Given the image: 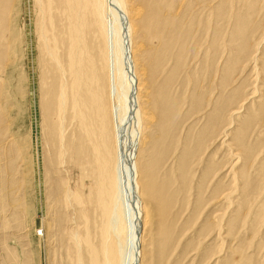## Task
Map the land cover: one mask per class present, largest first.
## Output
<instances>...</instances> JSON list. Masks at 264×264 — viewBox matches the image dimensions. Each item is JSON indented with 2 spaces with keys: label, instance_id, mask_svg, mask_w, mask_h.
<instances>
[{
  "label": "rangeland",
  "instance_id": "374dc122",
  "mask_svg": "<svg viewBox=\"0 0 264 264\" xmlns=\"http://www.w3.org/2000/svg\"><path fill=\"white\" fill-rule=\"evenodd\" d=\"M195 1L191 10L197 20L194 29H198L200 20H208L200 26L204 29L203 40L188 41L190 49H199L189 54V65L182 70L185 75L188 71L200 76L195 77L193 89L182 79L173 83L174 110L168 122L175 130L176 142L168 140L165 144H172L177 157L163 166L167 176H178L176 167L185 154L189 173L187 180L172 185L173 201L165 203L172 208L171 239L162 248V236L148 226L146 243H150L147 248L151 255L143 264H153L149 259L154 257L156 264H264V175L259 178L260 170L264 171V149L258 148L253 158L244 152L237 163L229 151L230 146L235 152L240 150L237 138L246 133V121L259 117L249 138L257 141L262 135L264 139V107L257 108L264 102V81L248 61L255 48L244 60L240 48L234 46L241 40L234 42L231 37L235 24L248 13L247 6L241 0ZM207 4L235 14L214 17L212 8L206 10ZM258 6L252 14L253 33L255 44L259 43L256 56L262 59L264 0ZM0 8L4 12L0 20V31L4 33L0 37V264H87L85 245L89 236L84 233L90 235L94 230L87 221L97 210L92 201L96 171L91 164H81L77 153L60 159L44 141L35 0H0ZM22 28L26 38L21 42L18 38ZM222 78L224 83H220ZM232 113L238 114H233L236 119ZM212 115L221 121L210 127L208 118ZM76 129V125L67 129L64 150L73 139H80ZM203 130L207 136L200 148H195L196 137L187 142L188 136ZM224 139L230 146L223 144ZM235 171H248L246 175L257 181H235ZM165 174L162 171L160 176Z\"/></svg>",
  "mask_w": 264,
  "mask_h": 264
},
{
  "label": "bare ground",
  "instance_id": "6f19581e",
  "mask_svg": "<svg viewBox=\"0 0 264 264\" xmlns=\"http://www.w3.org/2000/svg\"><path fill=\"white\" fill-rule=\"evenodd\" d=\"M241 1L248 13L235 24L232 41L241 40L234 46L240 48L238 52L244 60L255 48V54L248 61H252L251 65L264 81V58L256 56L259 43L254 42L252 18L261 0ZM35 2L44 141L60 159L68 153H77L81 164H91L96 171L92 201L97 210L87 221V226H94V230L88 229L93 232L90 235L84 233L89 236L85 245L87 264H143L148 254L151 255L147 248L150 243H146L147 227L151 225L162 236L158 239L162 248H166L173 234L169 218L172 208L165 203L173 201L172 185L184 178L187 180L189 163L185 154L179 155L178 176L173 173L167 176L168 171L163 167L177 157L172 144H165L168 140L176 142L175 130L168 122L175 101L171 98V88L176 79H182L193 89L195 77L200 76L188 71L185 75L182 69L189 65V54L199 49H190L188 43L203 40L204 29L200 26L208 18L200 20L198 29H194L197 20L191 10L197 3L195 0ZM208 7L206 10L212 8L214 17L235 14H229L227 8ZM3 14L0 10V20ZM185 15L189 16L185 18ZM3 35L0 31V37ZM19 35L20 41L26 38L23 28ZM259 107H264V102ZM233 114L236 113L231 115L236 119ZM209 120L210 127L221 121L213 115ZM255 121L243 123L246 133L237 138L238 152L223 140V144L227 142L231 147L232 159H238L236 163L243 159L244 152L246 157L253 158L258 148L264 149L262 135L257 141L249 138L252 125H257ZM73 125L81 137L73 139L66 151L65 136ZM202 132L188 136L187 142L196 137L195 148H200L207 136L205 130ZM162 171L166 174L161 177ZM247 172L235 171V181H257L251 179L252 175H246ZM263 175L264 171L260 170L259 178ZM215 192H219L217 188ZM155 258L149 262L156 264Z\"/></svg>",
  "mask_w": 264,
  "mask_h": 264
}]
</instances>
